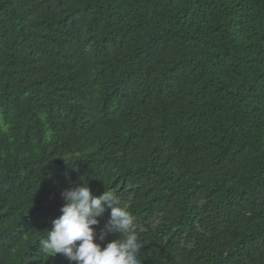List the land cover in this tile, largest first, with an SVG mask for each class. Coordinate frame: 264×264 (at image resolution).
Masks as SVG:
<instances>
[{
	"label": "trees",
	"instance_id": "trees-1",
	"mask_svg": "<svg viewBox=\"0 0 264 264\" xmlns=\"http://www.w3.org/2000/svg\"><path fill=\"white\" fill-rule=\"evenodd\" d=\"M82 178L140 264H264V0H0V264Z\"/></svg>",
	"mask_w": 264,
	"mask_h": 264
},
{
	"label": "clouds",
	"instance_id": "clouds-1",
	"mask_svg": "<svg viewBox=\"0 0 264 264\" xmlns=\"http://www.w3.org/2000/svg\"><path fill=\"white\" fill-rule=\"evenodd\" d=\"M70 182L61 196V214L52 219V228L39 240L48 256L64 255L70 264H140L135 218L117 193L109 187L100 195L93 193L87 179ZM111 209L103 228L101 218ZM111 234L118 238L108 239Z\"/></svg>",
	"mask_w": 264,
	"mask_h": 264
}]
</instances>
